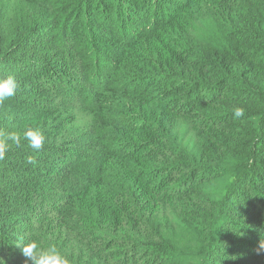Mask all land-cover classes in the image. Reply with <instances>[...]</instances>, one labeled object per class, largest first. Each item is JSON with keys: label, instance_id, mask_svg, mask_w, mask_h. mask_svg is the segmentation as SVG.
<instances>
[{"label": "trees", "instance_id": "obj_1", "mask_svg": "<svg viewBox=\"0 0 264 264\" xmlns=\"http://www.w3.org/2000/svg\"><path fill=\"white\" fill-rule=\"evenodd\" d=\"M0 74V264H264V0H0Z\"/></svg>", "mask_w": 264, "mask_h": 264}, {"label": "clouds", "instance_id": "obj_2", "mask_svg": "<svg viewBox=\"0 0 264 264\" xmlns=\"http://www.w3.org/2000/svg\"><path fill=\"white\" fill-rule=\"evenodd\" d=\"M18 81L14 75L0 74V105H3L11 97L15 96L18 89ZM235 118L244 116L245 109L241 106H234L232 109ZM27 141L29 146L39 151L46 143V135L40 126L28 127L20 131L0 130V160H3L10 146H20ZM31 163V159H29ZM22 253L25 264H73V258L61 248L52 243L46 242L38 235L21 238ZM260 249L264 250V242Z\"/></svg>", "mask_w": 264, "mask_h": 264}]
</instances>
